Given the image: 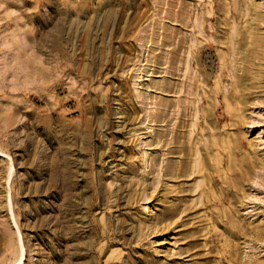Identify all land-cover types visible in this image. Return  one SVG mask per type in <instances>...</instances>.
<instances>
[{
    "label": "rangeland",
    "instance_id": "374dc122",
    "mask_svg": "<svg viewBox=\"0 0 264 264\" xmlns=\"http://www.w3.org/2000/svg\"><path fill=\"white\" fill-rule=\"evenodd\" d=\"M0 264H264V0H0Z\"/></svg>",
    "mask_w": 264,
    "mask_h": 264
},
{
    "label": "bare ground",
    "instance_id": "6f19581e",
    "mask_svg": "<svg viewBox=\"0 0 264 264\" xmlns=\"http://www.w3.org/2000/svg\"><path fill=\"white\" fill-rule=\"evenodd\" d=\"M233 24V23H232ZM234 32V31H233ZM146 35V34H145ZM230 40V39H229ZM136 70V69H135ZM137 70H138V68H137ZM138 74V73H137ZM140 82V81H139ZM196 110V109H195ZM196 113V112H195ZM196 149V148H195ZM197 163V162H196Z\"/></svg>",
    "mask_w": 264,
    "mask_h": 264
}]
</instances>
